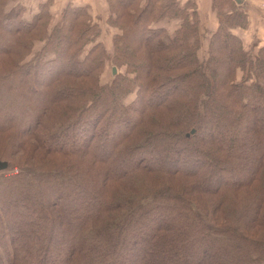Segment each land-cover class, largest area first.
<instances>
[{
    "label": "trees",
    "instance_id": "16d2710c",
    "mask_svg": "<svg viewBox=\"0 0 264 264\" xmlns=\"http://www.w3.org/2000/svg\"><path fill=\"white\" fill-rule=\"evenodd\" d=\"M10 1L0 0V132L2 152L24 154L17 175L0 174V264H264V46L252 60L230 32L247 24L242 7L218 13L202 62L193 1L108 0L111 60L126 74L103 86L109 56L88 5L69 3L48 29L52 0L30 18ZM175 18L171 35L158 25ZM259 111L263 124L242 137L250 157L236 131ZM214 121L224 132L206 137ZM101 123L111 137H95ZM62 188L65 200L75 189L89 198L66 209ZM19 214L30 220L13 228Z\"/></svg>",
    "mask_w": 264,
    "mask_h": 264
},
{
    "label": "rangeland",
    "instance_id": "374dc122",
    "mask_svg": "<svg viewBox=\"0 0 264 264\" xmlns=\"http://www.w3.org/2000/svg\"><path fill=\"white\" fill-rule=\"evenodd\" d=\"M23 1L25 0H11L8 4H13L15 2H20L23 3ZM46 1V0H45ZM44 1V2H45ZM55 1H58V7H60L58 10H56V12H51L50 11V6H52V3ZM67 0H52L49 6V14H50V18H49V23H48V29H51L52 26H54L55 24H59L62 20V16H63V12L66 8V6L71 3V5L73 6H83V3H86L84 5H90L89 8L87 9V12L89 13L90 16V21L91 23H96L97 26L99 27V33L97 36V41L101 42L103 44V46L105 47L109 58L105 61L104 65L101 68V71L99 72V78H98V84L99 85H110L112 82L113 77L116 75L117 72L120 73L121 76H125L126 74V66L122 65L119 67H116L114 65V62L111 60L112 54H113V46H112V37L115 33H117L119 30L110 25L107 21V18L109 16V7H108V0H68L67 4H65V8L63 9L62 5L66 2ZM189 0H178V3L180 6H184L186 4V2ZM193 1L195 3V10L196 13L198 15V35H199V40H198V50H197V56L199 58V61H205V59L208 56V52H209V47H208V43H209V39L211 37V34L217 29L218 24H219V12L220 13H229L231 12V8L233 7L234 4H238V6L242 7L240 9H245V6L243 7L242 5V1L237 2V0H190ZM30 5L32 6V3H34L35 7L34 8H39V4L37 2V0H29ZM53 3V4H54ZM260 3V2H259ZM242 5V6H241ZM57 6V5H56ZM264 8V5L262 6ZM53 11V10H52ZM191 12L192 9H188V13H189V18L192 19L191 17ZM23 15H25L27 18L31 17V13H29V10L27 13H24ZM180 24V20L178 18L175 19H162L158 25H161L163 27H165L167 29V31L169 32V34H173L175 33V29L179 26ZM247 26V25H246ZM243 27V28H246ZM236 30V31H235ZM246 30V29H245ZM243 30V31H245ZM238 31H242L240 30V27L237 28H232L230 29V32L233 33L234 35L238 36L239 39L241 40V45H242V49L243 51L246 53V56L252 60H255V58H257L258 56V49L262 46H264L263 44H259L257 45V47L253 48L251 45L247 46L245 45L244 41L241 39V37L236 33ZM250 40L249 38H246V42L248 43ZM44 43V41H35L34 42V47H33V51H37L39 50V48L42 46V44ZM92 43L86 44V46L84 47L83 52L80 54V57H83L85 55V53L87 52L89 46ZM250 44V43H248ZM33 54V52H32ZM32 57V55H29L27 57V59H30ZM112 66L116 67V72L113 73L112 72ZM236 81H239L241 79V72L242 69L238 68L236 70ZM127 74H132V73H127ZM132 76V75H131ZM253 81V80H252ZM255 81V80H254ZM248 83L250 82V80L247 81ZM32 94V93H31ZM34 96L37 97V95H35L33 93ZM136 97V92L135 91H131L129 92L126 96H124L122 98V103L124 105H129L131 103V101L134 100V98ZM10 113V112H9ZM263 121V115L259 112H257V115L255 116V118L252 120L247 119L245 124L248 125L247 127H238L237 129V133H239V135L237 136V140L239 142L242 141V143L238 142V147L237 150L240 153H244L250 157H253V155H256L257 150H253L252 146H249L247 144V142H244V139H242L243 134L247 133V130L252 128L253 129L255 127H259ZM81 130V129H80ZM96 133H95V137H109L111 133L110 130L106 129V126L101 123L99 124V126L96 127L95 129ZM224 132V130L221 128L220 124L218 121H214L213 125L210 126V129L204 130V133H206V137L207 136H215V137H220L222 136V133ZM2 132H0V159H4V160H10L9 162L12 165L7 164V167L5 169L0 170V174L9 176V175H17L19 173V169L16 165V163H20V159L21 157H23L24 152L22 150H17L16 153H14L13 158L11 156L8 155V152H2L3 148H4V143L6 142V140H8V138L10 137H5V135H1ZM230 134V133H229ZM232 135V133L230 134ZM80 134L78 131H76V129L73 130V132H71L70 137H73L76 140V137H79ZM111 137V136H110ZM113 137H120V135L117 133L115 135H113ZM113 137L111 138V144L114 145L115 143V138L113 139ZM30 141L34 142V139H31ZM106 149V148H105ZM107 151V150H105ZM104 151V152H105ZM98 155H102L103 153H97ZM25 156V155H24ZM110 157V155H109ZM109 157H107L106 159H109ZM104 158V157H103ZM148 161H152V157L150 155L147 156L146 158ZM3 161V160H0ZM7 162V161H6ZM203 167H206V164H203ZM250 169L249 166L245 167L244 171L247 172ZM239 172V171H236ZM237 174V173H235ZM72 183L66 184L65 188L67 187L69 189V187L71 186ZM25 188V187H22ZM82 190V191H79ZM78 191L72 190L68 191L70 194L74 195L73 196H69V199L66 201V190H64L62 188V190H60V198L62 199V201H60V204L62 207H65L66 209L72 210V209H77V207H75V204L77 203V199L78 202L80 203V199H88V195L87 192L84 191V189H79ZM77 191V192H76ZM81 193V194H80ZM80 198V199H79ZM77 206V205H76ZM35 210L33 209L31 211V214H33ZM31 215H27V216H21L20 214L17 216V218L12 219V224H13V228H18V227H23V221L24 218L27 219L28 221L30 220ZM56 231V230H55ZM51 238H52V245L53 248L52 252H56V248H60L61 246L64 245L63 240L60 242L59 240H57V236L54 232L50 233ZM4 246V245H3Z\"/></svg>",
    "mask_w": 264,
    "mask_h": 264
},
{
    "label": "crops",
    "instance_id": "0c3cea01",
    "mask_svg": "<svg viewBox=\"0 0 264 264\" xmlns=\"http://www.w3.org/2000/svg\"><path fill=\"white\" fill-rule=\"evenodd\" d=\"M44 1L45 0H37L38 4H41ZM67 1H64L66 3L62 5L63 9L65 8V4L68 3ZM241 1L243 7L245 6V9L243 10L247 15V24H246L247 26L246 28H240V30L242 31H238L236 33L241 37L245 45L247 46L251 45L253 48H255L257 47V45L264 43V8L262 7L264 5V0H241ZM53 3L52 6H50V11L56 12V10L60 8L58 7V1H55L54 4ZM23 4L28 8L30 13H34L38 10V8H34L35 7L34 3H32V6L30 5L29 0L23 1ZM84 4L86 3H83L82 5ZM246 38L247 39L249 38L250 41L248 43L250 44L246 42Z\"/></svg>",
    "mask_w": 264,
    "mask_h": 264
},
{
    "label": "water",
    "instance_id": "95a60500",
    "mask_svg": "<svg viewBox=\"0 0 264 264\" xmlns=\"http://www.w3.org/2000/svg\"><path fill=\"white\" fill-rule=\"evenodd\" d=\"M241 0H237V2H240ZM112 72H116V67L112 66ZM7 167V162L6 161H0V170L5 169Z\"/></svg>",
    "mask_w": 264,
    "mask_h": 264
}]
</instances>
